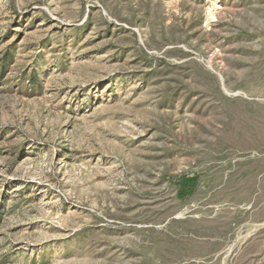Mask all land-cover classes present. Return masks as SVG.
<instances>
[{
    "label": "rangeland",
    "instance_id": "obj_1",
    "mask_svg": "<svg viewBox=\"0 0 264 264\" xmlns=\"http://www.w3.org/2000/svg\"><path fill=\"white\" fill-rule=\"evenodd\" d=\"M0 264H264V0H0Z\"/></svg>",
    "mask_w": 264,
    "mask_h": 264
},
{
    "label": "bare ground",
    "instance_id": "obj_2",
    "mask_svg": "<svg viewBox=\"0 0 264 264\" xmlns=\"http://www.w3.org/2000/svg\"><path fill=\"white\" fill-rule=\"evenodd\" d=\"M213 6V4H211V7Z\"/></svg>",
    "mask_w": 264,
    "mask_h": 264
}]
</instances>
